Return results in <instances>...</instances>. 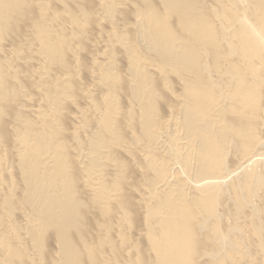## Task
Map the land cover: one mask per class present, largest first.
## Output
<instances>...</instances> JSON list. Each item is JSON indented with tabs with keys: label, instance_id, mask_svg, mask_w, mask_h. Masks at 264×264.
<instances>
[{
	"label": "bare ground",
	"instance_id": "6f19581e",
	"mask_svg": "<svg viewBox=\"0 0 264 264\" xmlns=\"http://www.w3.org/2000/svg\"><path fill=\"white\" fill-rule=\"evenodd\" d=\"M0 264H264V0H0Z\"/></svg>",
	"mask_w": 264,
	"mask_h": 264
}]
</instances>
